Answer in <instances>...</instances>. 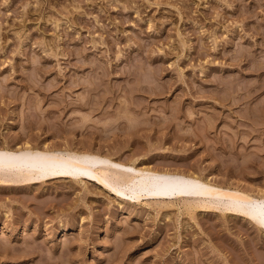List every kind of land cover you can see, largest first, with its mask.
I'll return each instance as SVG.
<instances>
[{
    "label": "rangeland",
    "instance_id": "obj_1",
    "mask_svg": "<svg viewBox=\"0 0 264 264\" xmlns=\"http://www.w3.org/2000/svg\"><path fill=\"white\" fill-rule=\"evenodd\" d=\"M0 151L168 188L1 162L0 264H264V0H0Z\"/></svg>",
    "mask_w": 264,
    "mask_h": 264
},
{
    "label": "bare ground",
    "instance_id": "obj_2",
    "mask_svg": "<svg viewBox=\"0 0 264 264\" xmlns=\"http://www.w3.org/2000/svg\"><path fill=\"white\" fill-rule=\"evenodd\" d=\"M4 163L6 168H10L11 165L17 164V166H22V163L25 164L27 171L30 174L40 173L43 174L47 169L53 167L55 165L66 164L72 168H76L78 170H85L90 173L91 171H97V174L94 177L102 182L106 186H112V182H116L119 179H122L128 182L131 186H143L144 188H148L151 194L162 195L163 191H168V188L162 186L157 179L160 177H164L145 171L138 170L134 167H130L126 174L121 172V166L119 165H110L106 160L103 159H94L90 164L87 161H80L78 158L73 156L72 154L65 155L61 152H52L41 153L38 151H30L25 154L22 158L17 155L14 151L2 152L0 151V163ZM195 182V188L199 189L203 193H207L210 195H220V196H231L235 195L245 201L248 204H255L258 201L250 196L232 193L226 190H222L221 188L209 186L205 183L200 182L197 179H190L181 177L171 183L172 188L176 185H180L179 194H189L193 193L189 186ZM248 215L251 218H259L264 217V211L259 209H254L249 211ZM264 222V221H263Z\"/></svg>",
    "mask_w": 264,
    "mask_h": 264
}]
</instances>
